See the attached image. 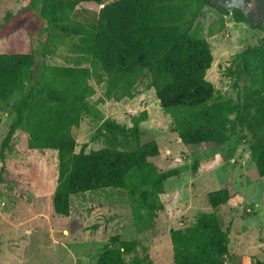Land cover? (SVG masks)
<instances>
[{
	"label": "trees",
	"instance_id": "1",
	"mask_svg": "<svg viewBox=\"0 0 264 264\" xmlns=\"http://www.w3.org/2000/svg\"><path fill=\"white\" fill-rule=\"evenodd\" d=\"M99 6L89 25L73 18L78 9ZM205 6L212 7L203 0H114L109 4L104 0H29L26 7L3 18L0 28H10L1 32L0 41L25 32L30 49L0 52V102L20 96L11 106L14 119L1 142L0 160L18 130L26 133L28 149L55 151L52 208L56 215H70L73 197L116 189L127 194L135 232L154 227L157 212L163 209L159 196L186 173L178 171L172 160L162 169L149 162L159 155V146L143 123L148 118L145 110L130 118V127L111 118L102 120L91 140L101 138L105 146L88 152L83 146L75 152L83 116L99 118L98 105L133 100L151 89L162 111L173 119L172 132L189 153L220 149L230 135L247 132L250 160L257 176L264 179V49H247L244 56L253 68L247 71L238 66L229 74L237 81L249 79L239 104L216 98L213 84L205 78L213 62L210 44L193 34ZM236 12L241 18L237 22L246 23L243 14ZM26 15L42 23L48 44L56 48L55 41H70L73 65L46 63L51 51L42 41L36 44L27 23L18 22ZM251 29L263 30V26ZM90 81L104 85L102 98L92 100L95 89ZM117 142L128 148H119ZM2 180L0 174V185ZM229 197L225 188L210 193L211 212L196 214L189 227L169 230L173 264H224L229 237L218 210ZM136 248V241L111 236L95 264H152L147 255L126 261ZM250 264L264 262L253 259Z\"/></svg>",
	"mask_w": 264,
	"mask_h": 264
},
{
	"label": "rangeland",
	"instance_id": "2",
	"mask_svg": "<svg viewBox=\"0 0 264 264\" xmlns=\"http://www.w3.org/2000/svg\"><path fill=\"white\" fill-rule=\"evenodd\" d=\"M113 1L104 0V4ZM28 3L29 0H0V24L7 13L14 14ZM89 20H94L92 15ZM238 20H241L238 12L224 15L205 6L193 29V34L204 38L211 47L213 62L205 78L213 84L215 97L232 100L235 104H239L249 79L242 77L237 81L230 72L237 71L238 66L247 71L252 69L253 63L244 52L257 46L264 49V27L263 30L251 29ZM18 22L27 23L36 44L42 41L51 51L45 59L47 64L75 63V56L68 49L70 41H55L58 45L55 48L48 44L39 20L26 15ZM9 28H0V35ZM29 49L25 32L17 31L0 41V52H27ZM90 84L95 89L92 100L102 98L104 85H95L93 81ZM28 87L29 83L25 90ZM19 98L0 102V146L14 119L12 103ZM98 108L102 112L99 118H81L76 153L83 146L84 152L105 146L101 138L91 140L102 120L111 118L130 127V118L145 110L148 118L143 123L150 127L159 146V155L149 162L162 169L172 160L178 171L186 173L159 196L163 209L157 212L154 227L137 234L132 226L127 194L116 189L73 197L70 215H56L52 196L57 183V153L28 149L26 133L18 130L10 149L4 152V160H0L3 179L0 185V264H95L103 246L115 235L121 241L137 242L136 251L125 257L126 261L147 255L152 264H173L169 230L189 227L196 214L211 212L208 195L224 188L230 195L218 210L229 237V255L224 264H250L253 259L264 262V179L257 176L250 160L251 139L247 132L230 135L220 149L189 153L172 132L173 119L162 111L152 89L133 100L106 101ZM116 145L124 150L128 148L123 142Z\"/></svg>",
	"mask_w": 264,
	"mask_h": 264
},
{
	"label": "water",
	"instance_id": "3",
	"mask_svg": "<svg viewBox=\"0 0 264 264\" xmlns=\"http://www.w3.org/2000/svg\"><path fill=\"white\" fill-rule=\"evenodd\" d=\"M214 9L232 14L239 10L249 27H264V0H203Z\"/></svg>",
	"mask_w": 264,
	"mask_h": 264
},
{
	"label": "crops",
	"instance_id": "4",
	"mask_svg": "<svg viewBox=\"0 0 264 264\" xmlns=\"http://www.w3.org/2000/svg\"><path fill=\"white\" fill-rule=\"evenodd\" d=\"M102 6H99L98 8H95L93 10H83V9H78L74 12L73 18L76 21L81 22L84 25H89L92 22L89 20V17L92 15L93 18H96L97 12L98 10L101 8Z\"/></svg>",
	"mask_w": 264,
	"mask_h": 264
}]
</instances>
